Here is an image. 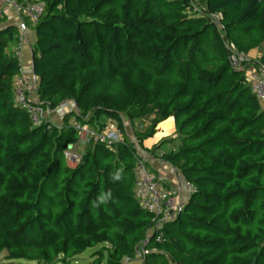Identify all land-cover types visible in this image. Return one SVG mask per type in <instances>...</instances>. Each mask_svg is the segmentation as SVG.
I'll use <instances>...</instances> for the list:
<instances>
[{"label":"trees","instance_id":"obj_1","mask_svg":"<svg viewBox=\"0 0 264 264\" xmlns=\"http://www.w3.org/2000/svg\"><path fill=\"white\" fill-rule=\"evenodd\" d=\"M15 2L43 4L35 25L22 18L35 35L31 69L43 107L69 99L82 112L65 114L61 128L32 127L12 101L18 31L0 28V251L52 263L107 243L106 264L132 261L151 220L133 197L136 148L146 136L134 142L122 115L133 122L156 110L154 123L171 118L178 141L159 159L194 191L161 241L150 240L157 252L142 264H264V111L245 79L264 53L237 68L231 52L214 47L222 37L244 53L250 37L264 41V0ZM127 69L140 71L143 84L116 88L109 105L84 101ZM90 112L114 122L121 141L88 144L70 167L63 153L77 133L66 117L96 129Z\"/></svg>","mask_w":264,"mask_h":264},{"label":"built area","instance_id":"obj_2","mask_svg":"<svg viewBox=\"0 0 264 264\" xmlns=\"http://www.w3.org/2000/svg\"><path fill=\"white\" fill-rule=\"evenodd\" d=\"M0 9L8 10V12L18 18L20 16L25 17L31 25H35L42 14L43 4L34 3L23 6L17 4L15 0H0ZM24 42L25 33H22L13 47V55L19 62L20 72L13 79L12 101L17 107H20L28 114L32 127H39L43 124L49 110L44 108L39 100L35 78L23 73L22 57ZM232 63L234 67L239 68V64H235L233 59ZM245 79L259 103L264 104V64H258L257 67L246 70ZM58 111L66 114L74 110H71L70 103L63 102L59 106ZM72 126L77 133V138L63 153L70 167H75L80 161L81 152L78 150L81 146L85 148L90 143H97L109 147L112 146L110 139H115L116 143L121 141L119 130L115 132L113 129L109 130L106 126L100 130L80 122H73ZM84 148H82V151ZM136 154L138 159L133 169V197L138 206L151 215L150 225L146 230V237L138 246L136 257L131 261L133 264H142L147 254L157 252L155 248L149 247L150 240L154 239L155 243L161 241V229L165 224L177 218L186 198L181 196L179 189L167 190L160 188L161 179L148 171L145 159L142 158L143 155L140 156L138 152ZM184 188L188 190V195L194 191L191 185L186 182L184 183Z\"/></svg>","mask_w":264,"mask_h":264},{"label":"rangeland","instance_id":"obj_3","mask_svg":"<svg viewBox=\"0 0 264 264\" xmlns=\"http://www.w3.org/2000/svg\"><path fill=\"white\" fill-rule=\"evenodd\" d=\"M188 15L190 13L194 15H198V10H193V11H187ZM15 16V15H14ZM16 17V16H15ZM13 14L11 16V13L8 12V10H1L0 9V28L3 26H15L14 22L17 19H13ZM23 17L20 16V20L23 24V27H26L23 22ZM222 19V16L220 14H217L212 17V22L213 24L218 27L217 29H220L218 26V22ZM29 29V28H28ZM18 31V30H17ZM20 36L19 31H18V37ZM253 40L249 39V44L248 46L244 41L245 51L244 53H241V51H238L236 44H234L232 41L228 42L227 40L223 41L217 44H215V48L218 46H222L227 52L232 53V59L234 60L235 64H241V62L246 61L249 63H255L257 60L261 57V55L264 53V41L262 39H258L255 37H250ZM248 39V37H246ZM16 43V42H15ZM15 45V44H14ZM14 45H11L12 51ZM26 47V43L24 42V48ZM24 55V53H23ZM27 55V54H26ZM22 62L25 59L23 56ZM24 62H23V67H24ZM28 66V65H27ZM26 67V66H25ZM252 67V66H251ZM24 69V68H23ZM252 68H249L248 70H251ZM145 81V78L143 74L140 71L137 72H132L131 70L127 69L124 73H122V76H120V80H112L111 85L107 84L105 82L100 83V85L88 93L86 96L88 99H84L85 102H90L93 105H109L111 102L115 101L116 97L118 96V92L116 88H129V86H136L138 84H143ZM124 86V87H123ZM113 87V89H112ZM64 102H68L71 104V110L70 114L73 112V115H78L80 112H82L81 109L77 108L76 105L73 103L72 100H65ZM49 112L46 114L43 124H49L50 126H57L58 128H61L62 122H63V117L64 113L56 110H51L48 109ZM67 114V113H66ZM123 116V121L125 125V130L128 136L134 141L138 142V136H146L143 140L142 143V148H136L137 152L140 154V156L143 155L144 151V144L146 146L150 147V150H152V147L162 144L160 148L153 154L154 156L156 153H161V152H168L171 149H175L178 145L177 141V135L175 132V128L173 125V121L171 118L161 120L159 122H155L154 120L158 117L156 115V110H147L142 117H140L139 120H135L133 122L129 121V119L126 117L125 113L122 115ZM86 119L90 121L96 120V129L99 128L102 124H104L103 128L106 126L109 128V130H112L117 132L118 129L116 127V124L114 122H111L109 120H106L104 117L98 118V119H93L94 115L93 113H89L86 116ZM74 122V116L69 115L66 117V124L71 125ZM147 131V132H146ZM150 131L152 132L151 134ZM145 132V133H144ZM144 133V134H143ZM148 135V136H147ZM115 140V139H114ZM113 139H110V143L114 145L116 142ZM109 142V139H108ZM146 150V149H145ZM150 150L148 152H150ZM85 151V150H84ZM83 151V152H84ZM81 153V155L83 154ZM144 159V155L142 156ZM148 171L152 173L150 169ZM155 175V174H154ZM109 246L107 243H101L98 244L94 247H90L82 251L81 253H78L70 258L63 259L62 257H59L57 261H54L52 263H45L44 261H32L28 259L24 252L17 253V257L11 258L9 253H7L5 250L0 251V264H106L107 260V252H108ZM20 256V257H18ZM122 264H133L131 261H124Z\"/></svg>","mask_w":264,"mask_h":264},{"label":"crops","instance_id":"obj_4","mask_svg":"<svg viewBox=\"0 0 264 264\" xmlns=\"http://www.w3.org/2000/svg\"><path fill=\"white\" fill-rule=\"evenodd\" d=\"M11 16H12V13H11ZM13 17H14L13 18L14 20L17 19L15 20L14 25L19 31V34L22 35V33H25L26 47L23 50V53H24L23 56L25 57V59H27V62L26 60L25 62L23 60L25 64L23 67L24 68L23 73L27 76H33L32 71H31L30 45L34 42L35 35L30 29H28L27 27H23V24L21 21H19L20 19L18 17H15V16ZM260 105L262 107V110L264 111V104H260ZM143 147L144 149H146L143 151V155H144L145 162L148 166V169L152 171L153 175L155 174V176L161 179L159 187L162 189H167V190L179 189L181 196L183 198H187L188 190L184 188L185 182L183 181L181 176L171 166L167 165L166 163L162 162L159 159V156L161 155L162 152L156 153V155L154 156L151 154V152H147L148 150H150L149 146H146L144 144ZM82 148L84 147L81 146V148L78 151L83 152Z\"/></svg>","mask_w":264,"mask_h":264},{"label":"clouds","instance_id":"obj_5","mask_svg":"<svg viewBox=\"0 0 264 264\" xmlns=\"http://www.w3.org/2000/svg\"><path fill=\"white\" fill-rule=\"evenodd\" d=\"M31 71H32V69H31ZM32 75H33V73H32ZM33 77H34V75H33ZM36 80V79H35ZM82 153V152H81ZM118 178V177H117Z\"/></svg>","mask_w":264,"mask_h":264}]
</instances>
